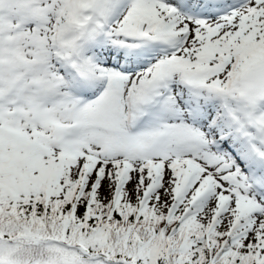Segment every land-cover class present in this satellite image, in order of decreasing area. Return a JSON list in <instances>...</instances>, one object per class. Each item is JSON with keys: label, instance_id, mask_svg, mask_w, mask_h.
Listing matches in <instances>:
<instances>
[{"label": "snow or ice", "instance_id": "6c2138e0", "mask_svg": "<svg viewBox=\"0 0 264 264\" xmlns=\"http://www.w3.org/2000/svg\"><path fill=\"white\" fill-rule=\"evenodd\" d=\"M0 264H264V0H0Z\"/></svg>", "mask_w": 264, "mask_h": 264}]
</instances>
